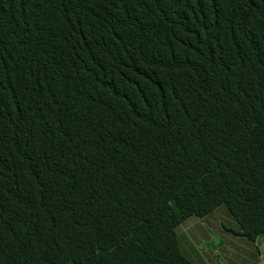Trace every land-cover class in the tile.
Returning a JSON list of instances; mask_svg holds the SVG:
<instances>
[{
    "label": "trees",
    "instance_id": "trees-1",
    "mask_svg": "<svg viewBox=\"0 0 264 264\" xmlns=\"http://www.w3.org/2000/svg\"><path fill=\"white\" fill-rule=\"evenodd\" d=\"M219 206L264 236V0H0V264H194Z\"/></svg>",
    "mask_w": 264,
    "mask_h": 264
},
{
    "label": "crops",
    "instance_id": "crops-1",
    "mask_svg": "<svg viewBox=\"0 0 264 264\" xmlns=\"http://www.w3.org/2000/svg\"><path fill=\"white\" fill-rule=\"evenodd\" d=\"M219 217H225L236 230L230 233L222 229ZM195 219L202 220L199 231L190 228L181 237L178 228ZM179 227L181 250L194 264H264V236L255 240L242 236L239 225L225 206L217 207L203 218H189ZM208 227L222 239L214 241Z\"/></svg>",
    "mask_w": 264,
    "mask_h": 264
},
{
    "label": "rangeland",
    "instance_id": "rangeland-1",
    "mask_svg": "<svg viewBox=\"0 0 264 264\" xmlns=\"http://www.w3.org/2000/svg\"><path fill=\"white\" fill-rule=\"evenodd\" d=\"M218 220L221 224L222 229H224L230 233L234 232V230H236L235 228H233L231 226V223L225 219V217H219ZM201 222H202L201 219H195V220L190 221L186 224H183L182 226H180L178 228V232H180L181 237H183L184 232H186L187 230L190 231V228L193 231H199ZM190 225H191V227H190ZM208 228H209L210 235L214 241L222 239V237L220 235H217L216 233L212 232L211 227H208Z\"/></svg>",
    "mask_w": 264,
    "mask_h": 264
}]
</instances>
